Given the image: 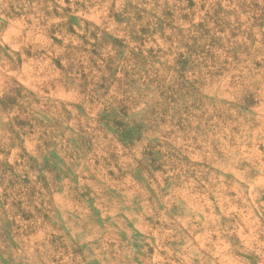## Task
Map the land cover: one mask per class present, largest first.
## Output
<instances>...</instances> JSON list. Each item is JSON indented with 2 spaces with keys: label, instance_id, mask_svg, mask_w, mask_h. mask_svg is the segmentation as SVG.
<instances>
[{
  "label": "rangeland",
  "instance_id": "1",
  "mask_svg": "<svg viewBox=\"0 0 264 264\" xmlns=\"http://www.w3.org/2000/svg\"><path fill=\"white\" fill-rule=\"evenodd\" d=\"M0 264H264V0H0Z\"/></svg>",
  "mask_w": 264,
  "mask_h": 264
}]
</instances>
